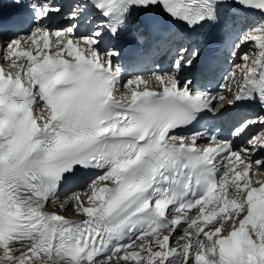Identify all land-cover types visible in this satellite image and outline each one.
<instances>
[{"label":"snow or ice","instance_id":"1","mask_svg":"<svg viewBox=\"0 0 264 264\" xmlns=\"http://www.w3.org/2000/svg\"><path fill=\"white\" fill-rule=\"evenodd\" d=\"M11 6L0 264H264V0ZM213 33L233 61L217 92L182 79Z\"/></svg>","mask_w":264,"mask_h":264},{"label":"bare ground","instance_id":"2","mask_svg":"<svg viewBox=\"0 0 264 264\" xmlns=\"http://www.w3.org/2000/svg\"><path fill=\"white\" fill-rule=\"evenodd\" d=\"M235 62H237V63H239L240 61H235ZM157 70V69H156ZM148 73H150V72H148ZM190 74V71H187V72H185L184 73V75L182 76V79L183 78H185V77H187L188 78V75ZM149 75L150 74H144L143 76H144V78L145 79H148V77H149ZM190 78H192L191 76H190ZM153 87H155V86H153ZM260 177V176H259ZM260 178H262V179H264V177H260ZM50 207H51V209L52 208H54V209H52V210H57L58 209V207H54V205H50ZM68 212H70V211H68ZM60 214H62V215H64L63 213H60ZM66 216V215H65ZM66 217H68V218H70V219H75V218H78V217H76L75 215H73V216H66ZM134 263V262H133Z\"/></svg>","mask_w":264,"mask_h":264},{"label":"rangeland","instance_id":"3","mask_svg":"<svg viewBox=\"0 0 264 264\" xmlns=\"http://www.w3.org/2000/svg\"><path fill=\"white\" fill-rule=\"evenodd\" d=\"M249 48H251V46H249ZM54 207H58V205H54ZM173 243H174V241H173ZM128 264H134V263L130 261V262H128Z\"/></svg>","mask_w":264,"mask_h":264}]
</instances>
